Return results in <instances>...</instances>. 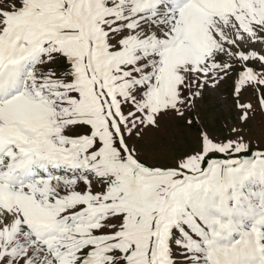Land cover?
<instances>
[{"label": "snow or ice", "instance_id": "1", "mask_svg": "<svg viewBox=\"0 0 264 264\" xmlns=\"http://www.w3.org/2000/svg\"><path fill=\"white\" fill-rule=\"evenodd\" d=\"M0 264H264V0H0Z\"/></svg>", "mask_w": 264, "mask_h": 264}]
</instances>
